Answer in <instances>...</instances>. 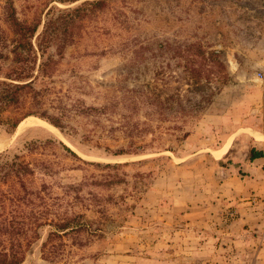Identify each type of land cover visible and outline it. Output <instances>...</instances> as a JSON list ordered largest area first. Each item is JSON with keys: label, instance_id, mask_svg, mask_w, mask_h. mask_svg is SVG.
Segmentation results:
<instances>
[{"label": "rangeland", "instance_id": "1", "mask_svg": "<svg viewBox=\"0 0 264 264\" xmlns=\"http://www.w3.org/2000/svg\"><path fill=\"white\" fill-rule=\"evenodd\" d=\"M12 1L29 21L46 5L83 0ZM3 3L0 36L9 39ZM198 46L220 50L225 68L203 58ZM263 71L264 0H110L64 48L44 100L49 112L66 108L63 132L33 115L14 132L0 125V151L12 147L34 170L27 186L59 198L64 209L74 194L67 189L79 185L83 201L75 211L96 231L80 232L79 243L64 237L57 256L46 260L40 244L50 226L44 225L21 264H264V196L226 190H233L229 178L244 179L235 163L244 161L256 131L239 128L250 117L235 110L245 92L260 88ZM135 88L144 101L135 100ZM152 92L155 102L146 98ZM112 103L105 113L79 111ZM31 118L51 127L18 129ZM227 146L230 153L220 158Z\"/></svg>", "mask_w": 264, "mask_h": 264}, {"label": "trees", "instance_id": "2", "mask_svg": "<svg viewBox=\"0 0 264 264\" xmlns=\"http://www.w3.org/2000/svg\"><path fill=\"white\" fill-rule=\"evenodd\" d=\"M53 1L71 4L78 0ZM109 1L83 0L73 7L65 8L46 5L39 16L27 21L17 16L12 0H4L3 17L11 35L9 39L0 36V115L10 110L19 116L3 119L0 117V125L6 124L9 132H14L22 118L33 115L63 132L62 118L66 108L62 105L50 106L56 112H49L44 100L53 92L51 84L54 82L53 76L63 57L64 48L81 35L86 24L94 21ZM197 52L203 58L213 60L219 68H225L220 50L210 48L206 51L198 46ZM197 72L198 69L195 68L189 72L194 84L198 83ZM224 74V81L227 82L230 77L225 71ZM131 92L135 95V100L144 101L145 96L141 89L135 88ZM146 98H152L153 102L157 100L155 92ZM57 100L60 102L61 98L58 97ZM111 106L113 103L99 107L82 106L79 111L95 115L105 113ZM58 143L68 154L80 160L68 146L61 141ZM11 148L0 151V185L4 183L8 187L3 190L0 186V264H21L25 259L26 249L40 238V229L44 225L50 228L40 244L41 252L44 259L53 260L64 245V237L74 238L73 242L79 243L80 232L86 231L91 235L96 232L89 229L82 214L75 211L76 203L83 201L78 193L79 185L67 189V195L70 192L74 194L66 202L68 207L60 209L59 198H46L39 191L41 189L33 190L27 186L29 176L34 170L28 162L14 154ZM83 163L103 168L119 165L86 160ZM94 182L96 180L92 181ZM101 183L110 182L102 180ZM42 187L45 189L47 185L43 183Z\"/></svg>", "mask_w": 264, "mask_h": 264}, {"label": "crops", "instance_id": "3", "mask_svg": "<svg viewBox=\"0 0 264 264\" xmlns=\"http://www.w3.org/2000/svg\"><path fill=\"white\" fill-rule=\"evenodd\" d=\"M258 78L261 79V84L259 85L260 88L245 92V94L242 95V105L238 107L235 112L239 116H242V118L247 115L250 117L249 123L244 125L240 124L239 128H249L256 131L258 130V132L262 133V130H264V77ZM229 111L230 110H228V112ZM227 115L228 113L219 115L210 114L208 115V121L223 120L228 117ZM249 140L251 142H249L250 146L243 159L244 161H242L241 164L238 162L235 163L237 169L245 172V174L242 175L244 179L239 180L236 176L229 178L231 181H234L230 182L233 190L230 189L231 187L226 189L230 195L244 196L253 194L264 196V142H256L253 137L249 138ZM224 145L225 142H222L220 146L215 147L212 150H218ZM230 148L228 147L220 158H224L230 153ZM227 195L230 196L229 194ZM242 210H244V208H242ZM245 210H247V208Z\"/></svg>", "mask_w": 264, "mask_h": 264}, {"label": "bare ground", "instance_id": "4", "mask_svg": "<svg viewBox=\"0 0 264 264\" xmlns=\"http://www.w3.org/2000/svg\"><path fill=\"white\" fill-rule=\"evenodd\" d=\"M40 124L43 125V126H46L47 128H50L51 127L50 125H48L44 121H41V120H38V119H32L31 118V119H28L27 121H25L24 123H22V125L18 129H21L22 130L25 127L32 126V125H40ZM253 136H254L255 141H257V142L264 141V135L262 133H260V132L255 131L254 134H253ZM227 148H228V146L225 147V148H223L221 154H223L227 150Z\"/></svg>", "mask_w": 264, "mask_h": 264}, {"label": "built area", "instance_id": "5", "mask_svg": "<svg viewBox=\"0 0 264 264\" xmlns=\"http://www.w3.org/2000/svg\"><path fill=\"white\" fill-rule=\"evenodd\" d=\"M258 76L261 77L262 76L261 73H258Z\"/></svg>", "mask_w": 264, "mask_h": 264}]
</instances>
